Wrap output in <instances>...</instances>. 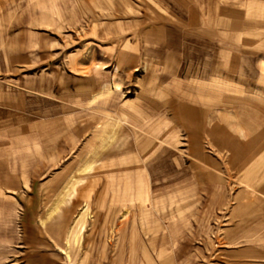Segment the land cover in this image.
I'll return each instance as SVG.
<instances>
[{"label":"rangeland","instance_id":"rangeland-1","mask_svg":"<svg viewBox=\"0 0 264 264\" xmlns=\"http://www.w3.org/2000/svg\"><path fill=\"white\" fill-rule=\"evenodd\" d=\"M0 264H264V0H0Z\"/></svg>","mask_w":264,"mask_h":264}]
</instances>
